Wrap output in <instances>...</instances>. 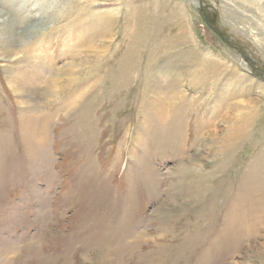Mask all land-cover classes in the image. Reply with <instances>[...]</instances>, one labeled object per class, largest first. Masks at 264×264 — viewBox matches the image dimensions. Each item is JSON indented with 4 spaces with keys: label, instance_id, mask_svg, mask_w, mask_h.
<instances>
[{
    "label": "rangeland",
    "instance_id": "1",
    "mask_svg": "<svg viewBox=\"0 0 264 264\" xmlns=\"http://www.w3.org/2000/svg\"><path fill=\"white\" fill-rule=\"evenodd\" d=\"M0 13V264H264V0Z\"/></svg>",
    "mask_w": 264,
    "mask_h": 264
},
{
    "label": "bare ground",
    "instance_id": "2",
    "mask_svg": "<svg viewBox=\"0 0 264 264\" xmlns=\"http://www.w3.org/2000/svg\"><path fill=\"white\" fill-rule=\"evenodd\" d=\"M246 2V1H245ZM31 9H34V7L33 8H31ZM40 11H38L37 12V14L36 15H32L31 16V19L32 20H34L35 21V23L33 22L32 24L33 25H28L27 26V24L24 26V28L26 29V33L28 34L29 32H30V30L33 28V30L31 31V34H36V33H38V31L40 30V29H42L43 28V26L46 24V23H48V22H50L49 20H50V17H48V20H44V18L42 19V15H47L48 14V12H46V10L45 9H43V8H40L39 9ZM34 11H37V9H35V10H33V12ZM44 12V13H43ZM1 14L2 13H0V18L1 17H3V15L1 16ZM48 15H50V13L48 14ZM47 15V16H48ZM28 18V17H27ZM9 20H7V22H8ZM14 22V21H13ZM22 22V21H21ZM20 23V22H19ZM23 23V22H22ZM31 24V23H30ZM262 34V33H261ZM11 49H10V53L12 54V52H16L15 51V49L13 48V46H11L10 47ZM16 56V55H15ZM18 62L19 63H21V61L20 60H18ZM17 62V63H18ZM21 88V87H20ZM59 89V88H58ZM14 90H16V92L17 91H19V89L18 88H16V89H14ZM159 97V96H158ZM158 97H156L157 99H159ZM164 97V96H163ZM161 98V97H160ZM24 102V101H23ZM247 101H243V102H240V101H237L234 105H233V107L231 108V110H230V114L229 115H227L226 117H227V119H228V122L229 123H231L234 127H233V129L236 131L237 130V127H238V124H241V126H244L248 121H249V119L251 120L252 118H253V114H249L250 116H248V115H246V104H248V103H246ZM246 103V104H245ZM253 103V102H252ZM20 104H21V102H20ZM250 105V104H249ZM161 106H163V105H161ZM163 111H164V109H163ZM244 116V117H243ZM247 121V122H246ZM32 126V125H31ZM34 127H35V125H33ZM32 126V127H33ZM31 128V127H30ZM34 129H36V128H34ZM240 129V128H239ZM242 130V129H241ZM32 133V132H31ZM217 135V134H216Z\"/></svg>",
    "mask_w": 264,
    "mask_h": 264
}]
</instances>
